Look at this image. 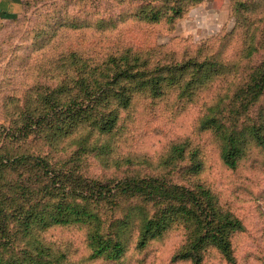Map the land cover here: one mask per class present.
Here are the masks:
<instances>
[{"label": "rangeland", "instance_id": "374dc122", "mask_svg": "<svg viewBox=\"0 0 264 264\" xmlns=\"http://www.w3.org/2000/svg\"><path fill=\"white\" fill-rule=\"evenodd\" d=\"M1 46L6 165L30 154L108 185L151 177L169 187L203 186L242 229L230 236L233 261L205 245L199 264H264V88L255 97L249 91L264 60V0H21ZM121 54L138 56L142 71H160L158 89L129 83V105L118 109L109 131L87 122L71 126L65 116L61 123L50 108L76 95L75 80L88 77L108 89L100 72L90 78L84 68ZM211 116L219 130L243 134L234 166L221 156L217 129L205 126ZM9 165L0 166V184L29 180V170ZM142 199L78 200L94 219L37 225L14 241L30 251L38 244L44 258L60 264H193L173 257L188 239L184 222L138 246L142 217L162 206ZM92 230L122 240L123 252L92 256Z\"/></svg>", "mask_w": 264, "mask_h": 264}, {"label": "trees", "instance_id": "16d2710c", "mask_svg": "<svg viewBox=\"0 0 264 264\" xmlns=\"http://www.w3.org/2000/svg\"><path fill=\"white\" fill-rule=\"evenodd\" d=\"M175 10L179 12L181 9ZM132 56H107L98 66L84 68L90 78L100 72L103 78L101 86H108V89L104 91L102 87L97 88L88 77L77 79L76 95L69 101L62 100L55 108L51 107L52 114L67 117L71 126L77 122H87L101 132L111 130L117 120L118 109L129 105L131 87L128 84L131 83L132 88H150L156 91L161 80L160 71L156 74L142 71L139 57ZM260 69L253 73L249 88L252 97L260 94L264 88V60ZM206 118L203 119L205 126L218 131L224 162L234 166L243 145L240 142L243 134L219 130L216 116H211L208 120ZM60 122H64L63 117ZM60 124H56L57 130L61 129ZM6 160L0 156V166H5L3 169L9 165H6ZM16 166L30 171L29 180L0 184V264H60L57 260L54 262L44 258L45 249L38 244L32 251L18 248L15 236L19 233L25 236L37 225L47 227L77 222L78 216L94 219L92 210L81 206L77 203L78 200L87 205L89 202L108 200L117 195L141 196L142 200L151 201L154 206L162 204L152 216L145 214L142 217L138 246H143L149 238L180 221L188 229V239L174 253V260H190L193 264H199L205 245L214 246L229 262L234 259L230 236L242 229V223L230 212L217 207L213 195L203 186L195 189L176 185L169 187L162 180L151 177L126 178L108 185L83 180L70 167L58 168L44 157L30 154L12 158L9 167ZM2 179L0 175V180ZM93 231L88 234L92 256L105 254L109 258H116L123 252L122 240L103 235L101 237L97 231Z\"/></svg>", "mask_w": 264, "mask_h": 264}, {"label": "crops", "instance_id": "0c3cea01", "mask_svg": "<svg viewBox=\"0 0 264 264\" xmlns=\"http://www.w3.org/2000/svg\"><path fill=\"white\" fill-rule=\"evenodd\" d=\"M21 8V0H0V56L2 51L1 35L5 25L13 19Z\"/></svg>", "mask_w": 264, "mask_h": 264}]
</instances>
